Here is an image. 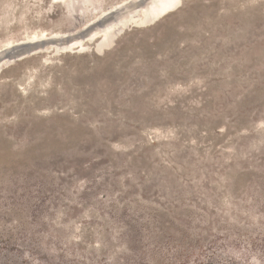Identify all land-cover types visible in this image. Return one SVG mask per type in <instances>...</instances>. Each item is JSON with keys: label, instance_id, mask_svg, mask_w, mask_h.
<instances>
[{"label": "rangeland", "instance_id": "374dc122", "mask_svg": "<svg viewBox=\"0 0 264 264\" xmlns=\"http://www.w3.org/2000/svg\"><path fill=\"white\" fill-rule=\"evenodd\" d=\"M123 1L0 0V49ZM140 22L1 67L0 264H264V0Z\"/></svg>", "mask_w": 264, "mask_h": 264}, {"label": "water", "instance_id": "95a60500", "mask_svg": "<svg viewBox=\"0 0 264 264\" xmlns=\"http://www.w3.org/2000/svg\"><path fill=\"white\" fill-rule=\"evenodd\" d=\"M150 0H130L126 2L125 4L121 5L112 13L100 18L95 23H92L90 26L86 28L85 31L79 33L75 36V38H70L69 36H55L53 38H50L46 40V38H34V39H28L23 42L14 43L11 45H8L6 47H3L0 49V69L3 66L9 65L12 62L19 60L27 55L37 53L40 50H55L56 47H59L58 50L61 51L65 45H69L73 43L74 41H86L89 39V37L93 36V34L97 33V36L103 35L104 29L106 24L113 23L120 18H123L125 14L129 12H137L145 3H148L149 5ZM128 7V8H127ZM126 8V9H125ZM134 13V14H135ZM148 14V12H147ZM162 17V16H161ZM159 17V18H161ZM159 18H153L149 17L147 15L146 23H152ZM58 39H66L62 40L64 43L58 44Z\"/></svg>", "mask_w": 264, "mask_h": 264}, {"label": "bare ground", "instance_id": "6f19581e", "mask_svg": "<svg viewBox=\"0 0 264 264\" xmlns=\"http://www.w3.org/2000/svg\"><path fill=\"white\" fill-rule=\"evenodd\" d=\"M57 1H62V0H57ZM75 1V0H74ZM130 0H126V1H123L122 3L116 5L115 7H113L112 9H109L108 11H106L105 13H102L101 15H99L98 17H96L95 19H93L92 21H90L88 24L84 25L83 27L77 29V30H74V31H70V32H66V33H52V34H46L47 32L43 31V32H40V33H35V34H32L30 36H28L27 38L23 39V40H19L15 43H19V42H23L25 40H28V39H34V38H46V40L50 39V38H53L55 36H69L70 38H75L76 35H78L79 33L83 32L86 30V28L88 26H90L92 23H95L97 20H99L100 18L112 13V11H114L115 9H117L118 7H120L121 5L125 4L126 2H128ZM177 2L178 0H150L149 2V5H148V14H145L142 19L140 18V20L136 19L135 18V12H129L127 14L124 15L123 18H120L119 20L113 22V23H110V24H106L105 26V29H104V32L105 33H110L111 30L116 26L118 25V27H120L119 25L120 24H126V23H133V25H137L139 23L137 22H140V23H145L146 19H147V15H149V17H153V18H159L163 15H165L169 10H171L173 7H175V4L177 5ZM128 8V7H127ZM126 9V8H125ZM139 18V17H138ZM117 27V26H116ZM121 28V27H120ZM114 30V29H113ZM106 34V35H107ZM110 36L114 39V33L111 32L110 33ZM97 38V33L93 34V36L89 37V39H87L85 42L84 41H74L73 43L69 44V45H65L64 47H62L63 49H61V52H72L74 51L75 49H77L76 51L74 52H81L87 45V43H92L95 41V39ZM108 38V37H107ZM110 38V37H109ZM62 40H66V39H58L57 43L58 44H62L64 43ZM103 40V39H102ZM112 40V39H111ZM101 43V42H100ZM103 43V42H102ZM10 45V44H8ZM6 45V46H8ZM100 45V44H99ZM104 45V44H103ZM5 46V47H6ZM102 46V45H101ZM59 47H56L54 51H60L58 50ZM47 49L45 50H40L39 52H42V51H46ZM49 50V49H48ZM53 51V50H52ZM37 52V53H39Z\"/></svg>", "mask_w": 264, "mask_h": 264}]
</instances>
